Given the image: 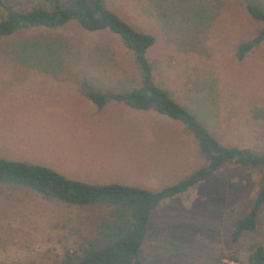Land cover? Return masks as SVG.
<instances>
[{
    "label": "rangeland",
    "instance_id": "rangeland-1",
    "mask_svg": "<svg viewBox=\"0 0 264 264\" xmlns=\"http://www.w3.org/2000/svg\"><path fill=\"white\" fill-rule=\"evenodd\" d=\"M245 4L264 11V0H103L153 38L145 58L157 88L220 145L264 155V38L236 58L237 47L262 27ZM39 8L49 11L50 3L0 0V21L7 10ZM81 80L101 93L141 85L132 54L106 30L87 32L70 20L0 37V160L150 192L204 165L180 122L111 100L97 109ZM261 182L255 168L224 164L162 201L148 216L141 264H246L257 246L264 250V202L252 231L235 242L231 234ZM127 218L125 210L67 205L0 184V264H75L88 244L99 247L121 234Z\"/></svg>",
    "mask_w": 264,
    "mask_h": 264
},
{
    "label": "trees",
    "instance_id": "trees-1",
    "mask_svg": "<svg viewBox=\"0 0 264 264\" xmlns=\"http://www.w3.org/2000/svg\"><path fill=\"white\" fill-rule=\"evenodd\" d=\"M47 1L50 3L49 11L42 8L26 13L5 11V19L0 21V37L8 36L19 29H55L70 20L84 31L106 30L118 36L122 45L132 54L139 70L140 87L122 93H101L80 81L79 87L85 98L97 109H101L111 100L122 102L134 110H153L180 122L193 137L204 165L173 185L150 192L117 184H86L69 180L42 166L0 160V184L25 188L44 199L60 201L67 205H96L127 212L125 230L99 247L88 244L75 264H141L138 249L146 235L150 212L162 201L196 186L224 164L248 166L260 172L262 182L253 204L246 215L234 223L231 240L235 242L243 232L252 231L256 213L264 202V155L220 145L197 117L174 103L164 91L157 88L152 83L151 69L145 58V52L153 44V38L133 30L121 21L104 7L103 0ZM245 9L251 18L262 23V27L252 40L237 47V60H241L244 54L264 38V11L252 4H245ZM246 264H264V250L257 246L247 256Z\"/></svg>",
    "mask_w": 264,
    "mask_h": 264
},
{
    "label": "crops",
    "instance_id": "crops-1",
    "mask_svg": "<svg viewBox=\"0 0 264 264\" xmlns=\"http://www.w3.org/2000/svg\"><path fill=\"white\" fill-rule=\"evenodd\" d=\"M81 81H84V80H81ZM84 82H85V81H84ZM79 83H80V81H79ZM79 83H78V85H79ZM185 151H186V149H185ZM185 156H186V153H185ZM188 156H189V155H188ZM188 156H187V157H188ZM193 156H194V153H193ZM187 157H186V158H187Z\"/></svg>",
    "mask_w": 264,
    "mask_h": 264
}]
</instances>
